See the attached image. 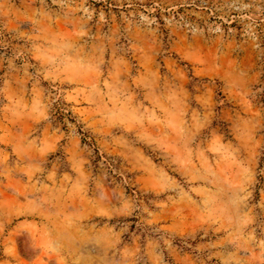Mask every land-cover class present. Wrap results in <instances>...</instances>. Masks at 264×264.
<instances>
[{
    "label": "rangeland",
    "instance_id": "1",
    "mask_svg": "<svg viewBox=\"0 0 264 264\" xmlns=\"http://www.w3.org/2000/svg\"><path fill=\"white\" fill-rule=\"evenodd\" d=\"M0 264H264V0H0Z\"/></svg>",
    "mask_w": 264,
    "mask_h": 264
},
{
    "label": "trees",
    "instance_id": "2",
    "mask_svg": "<svg viewBox=\"0 0 264 264\" xmlns=\"http://www.w3.org/2000/svg\"><path fill=\"white\" fill-rule=\"evenodd\" d=\"M56 111L58 113V117L56 116V118H58V120H59L61 118V116L63 115V113L57 108H56Z\"/></svg>",
    "mask_w": 264,
    "mask_h": 264
}]
</instances>
